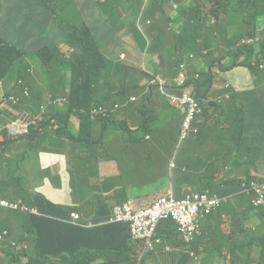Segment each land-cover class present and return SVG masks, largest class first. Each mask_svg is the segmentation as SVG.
<instances>
[{"label":"crops","instance_id":"obj_1","mask_svg":"<svg viewBox=\"0 0 264 264\" xmlns=\"http://www.w3.org/2000/svg\"><path fill=\"white\" fill-rule=\"evenodd\" d=\"M190 2L191 0H187L185 4L189 5ZM108 5H122V8L126 6L123 21L113 15ZM135 5H139L138 0H0V41L6 40L17 46L16 56L21 59L25 58V71L27 73H29V69H34L35 73L41 75L42 78L37 81L33 80L32 75H30L27 84L32 90H37L39 95H42L44 92L40 89L43 86L42 83H45L48 91L44 94L46 100L57 93L61 86L62 76L66 77L65 82L70 83L73 64L78 57L75 52V50L78 52L79 48L76 41L82 40V37L79 36L81 32L76 33V29L82 27L79 26L81 21L83 26L87 22L89 23L87 29L94 35L100 51L111 63L143 68L150 77L158 73L164 77L161 72L155 70L153 65L150 64H158V59L147 53L148 45L151 42L148 32L154 25L152 23L147 24L148 20L152 21L146 13L147 6H139L135 10ZM58 7L64 9V13L60 18L56 13ZM141 10L143 16L140 15ZM78 13L80 16L79 23L77 22ZM169 15L172 14L169 13ZM97 21H100V23L93 27L92 25ZM173 21L172 27L179 29L174 19ZM131 28L132 31H130ZM140 28L142 31L139 30ZM135 30L142 33L144 38H141ZM259 30L260 34L257 38H249L246 41L249 45H255L256 55L253 61L257 58L264 60L262 51L264 16L261 17L259 22ZM71 38L74 42L72 46L69 45ZM123 54L126 57L121 59ZM44 58L47 62L44 61ZM175 62V59L170 60L165 76L175 74ZM201 66L199 63L195 64L197 68H201ZM261 68L264 69V66L262 65ZM191 71L192 65L189 68V75H191ZM230 72L232 73L231 77L235 78L234 83L230 85L235 88L238 95L248 94L255 89V81L259 78L250 68L238 66ZM145 84L146 81L142 82L140 86H143L146 90ZM51 86H56L58 89L51 92ZM149 90L151 89L149 88ZM68 92L69 88L64 93L68 94ZM3 96L4 92L0 100ZM22 99L27 101L25 97ZM211 100L208 99L207 102L209 103ZM138 103L139 101L135 102V104ZM132 104L134 103H129L121 110L129 109ZM157 112H159V116ZM169 113H172L177 119ZM18 115H20V112ZM114 115L115 120L118 118H121L120 121L126 120L130 129L137 133L144 123L135 105L134 116L119 113ZM155 115L158 119L178 120L179 129L171 134L168 129L164 131L156 130L154 133L150 132L145 136L147 150H142L138 154L131 152L129 155L118 157L123 163H127V168L124 166L127 179H130V167L141 168L142 166L144 169L143 176L146 178L145 181L148 182V185L144 187L138 186L139 184L135 181L122 183L123 185L131 183L128 185L129 192L132 194L129 202L115 204L118 199L114 196L115 191L121 189L119 183L109 181L104 184L109 179H117L121 176L122 172L118 162L115 160L111 162L112 160H107L104 156L97 157L94 154L99 149L96 145L71 139L79 138L81 134V120L77 116L70 122V125L66 126V131L61 136L56 135L55 127L58 125L57 123L46 124L41 126L38 136L30 134L25 138L21 137L20 140L12 139L7 142L5 147L0 144V186L3 188L0 191V200L22 202L31 208L37 209V206L41 204V197H44L56 206L77 205L81 207L86 205L84 200L93 198L88 197L87 190L84 189L86 187L96 188L98 183H101L103 186L100 187L99 192L91 196H101L99 209L106 205L113 209V215L106 223L115 224L120 223L113 222L117 206L130 204L134 208V202L157 199L159 196L168 195L171 192L174 196L175 194L177 196L182 195L189 187L193 191L198 188L202 190L206 185V180L212 181L215 186L214 193L220 197L230 198L215 211L211 218L201 217L202 233L193 243L186 245L179 238L177 227L168 229L166 228V222L163 221L158 228L161 243L156 245L151 254L143 257H141L140 252L142 245L136 246L137 254L140 259L145 258V264H250V259L245 262L247 257L240 255L241 251L246 254L247 250L237 248L247 244L251 245L254 239L259 240L263 237L264 207H257L254 203L255 200H252L247 194H242L243 186H241L239 192L231 190L230 183L233 179H239V183L240 180L245 179L241 181L244 184L264 180V142L262 144L263 149L254 156L261 159V166L258 171H255L256 167L248 166L252 155L256 153V148L260 145L259 142H252L250 137L252 134H257L258 137L264 138V130L252 132L250 129H246V133L235 136L237 153L242 157L246 155L247 159L236 157L237 153L231 149L230 144H221L215 141L217 138L223 137V132L211 131L212 134L207 135V138L203 136L207 145L204 148L211 149V153H208L207 157L201 155V160H198L197 136H192L186 141L180 140L182 143L186 142V145L184 152L176 160L173 158V147L178 131H181L183 117L173 109L159 107H157ZM13 116L15 119V115L11 114L12 119ZM217 118L222 120L231 118V122L238 120L237 116L232 114L224 113L220 115L216 113L209 125ZM249 118L252 120L251 114ZM260 118L262 117H258V119ZM35 119L40 122L38 118ZM91 121L92 125L89 129H85L84 135L86 136L89 133L93 143L100 136L103 121ZM2 123L0 122V124ZM229 124L227 123L223 131L230 132L234 130ZM7 126L0 127V140L2 141L4 137H7ZM161 128H163L162 125ZM209 144L211 146H208ZM222 147L224 149L221 152ZM82 149L85 150L87 155H91L86 158V167H82V161L78 155V152ZM72 152L76 161L75 170L72 162ZM113 154L117 156L116 153ZM222 159L227 160L222 163ZM173 164L177 165L176 168L181 167L184 171L190 170L186 166V164H189L198 179L194 181H191V179H178L179 183L177 185L183 187L182 194H179L173 184V169H176L173 168ZM209 165L212 167V173L206 175V169ZM251 167L253 174L258 176L256 180L252 175ZM221 168H224L225 171L219 174ZM88 169L91 170L92 176L89 175L86 183L70 185L72 176L75 178L78 172H84ZM250 176L254 180L249 179L250 181H247L246 178ZM229 178L233 179L229 180ZM135 185L136 188L134 189ZM80 187L82 190H80ZM136 197L138 198L134 200ZM138 208L142 209L141 206H138ZM16 213L22 212L0 207V228L2 231L7 230L10 233L9 241L0 246V264H27L28 262L23 263L21 259L29 261L26 251L33 252L34 250L30 235L34 231L35 223L28 215L21 216ZM94 213L92 212V214ZM54 233H57V229L52 228L49 230L48 235L51 236ZM24 237L26 241H21ZM75 241L77 240H72V245L75 244ZM12 242L27 246L22 248L24 251L22 255L16 254L18 250L12 246ZM46 242L48 243L46 249H54L59 244L49 238ZM79 243L77 242V244Z\"/></svg>","mask_w":264,"mask_h":264},{"label":"trees","instance_id":"obj_2","mask_svg":"<svg viewBox=\"0 0 264 264\" xmlns=\"http://www.w3.org/2000/svg\"><path fill=\"white\" fill-rule=\"evenodd\" d=\"M146 1V13L151 17V23L154 24L148 32L151 42L147 53L151 57L157 58L159 62L158 64H153L154 69L158 72L163 71L164 73L162 74L165 75V71L170 65V60L175 59L174 71H177L175 74L179 76L181 72L179 68L180 64L188 63L191 54L203 60L206 67L209 68V70L203 69L200 79L197 80L189 75L187 69H185L184 84L179 85L176 81L171 80L168 85L169 90L172 92L177 91L178 93H184L185 90H189V88L195 86V95L187 92L184 94L194 98L201 108V112L197 113L192 121V128L198 130L196 135L198 160H201V155L207 157V154L211 153V149L207 150L204 148L207 145L204 142L203 136L207 138V135L212 134L211 131H218L216 129V122L221 119L217 118L209 125L212 116L216 113L220 115L227 113L237 116V121L231 122V118L225 119L226 122L228 124L230 123L229 125L234 128L233 132L244 134L246 133V129H250L252 132L264 130V69L261 68L262 65L264 66V60L257 58L253 61L256 55L255 45H249L245 42L249 38H257L260 34L259 22L260 18L264 16V0H191L189 4L191 7L183 11L184 19L180 20L179 29L171 27L173 20L166 7L173 5V3L185 4L187 0ZM56 13L60 18L64 13V9L58 7L56 8ZM99 23L100 21H97L92 26L95 27ZM79 32L80 29H76V33L78 34ZM135 32L138 33L141 38H144L142 33L138 30H135ZM86 33V35L80 33L79 36L82 37V40L76 41L79 47L78 52L74 50L78 57L73 64L70 83L68 84L65 82L66 77L62 76L61 86L57 93L47 100L44 94L39 95L38 91L32 90L29 85L27 86L29 94H25V85L27 84L24 68L26 63L25 58L21 59L19 56H16V45L6 40H1L0 80L4 81L11 77L12 73L10 71L12 67H14L17 74L15 84L10 91L4 92V96L1 100H9L11 97L19 99L14 106L20 112V115L15 116V119L13 116L14 120L20 117L28 120L29 123L32 121V118H38L40 120V122L36 120L38 125H32L31 134L35 136H38L41 126L54 123L58 124L55 127L56 135L61 136L66 130V126L70 125V122L76 116L79 117L81 120V134L79 138L71 139L83 141L86 144L96 145L99 148L97 152L94 153L97 157L104 156L107 160H115L118 162L120 171L122 172L121 176L117 179H109L105 181L104 184L109 181L119 183L121 189L115 191L114 196L118 198L115 204H122L129 202L132 194L129 192L128 187L131 183L123 185L121 182V179L126 176L124 166L127 168V163H123L118 157L120 155H129L131 152H136L138 154L142 150H147L145 136L150 132L154 133L156 130H165L161 128L165 119H158L155 115L157 107L173 109L179 112L183 117L181 127H183L189 112L188 110L182 112V110L178 108L177 104L174 102V96L164 91L166 87L161 88L158 82L154 84L151 83L159 74H153L150 77V75L142 69L111 63L100 51L98 47L99 44L94 35L90 33L88 29ZM85 38L86 40H84ZM7 47H11L15 52H9ZM262 51L264 54V42ZM241 54H245L247 57L244 62L238 61ZM44 61L47 62L45 58ZM245 62H247V65L244 66L243 64ZM216 64H219L220 68H226L228 70H233L238 66L250 68L259 78L255 81V89L248 94L238 95L234 87L230 84H225L223 88L215 90L212 100L206 106L203 99L208 96L212 87V68ZM22 80L24 81V85H18ZM144 81H146V93L138 94L137 91L140 90V84ZM198 84L206 86L203 95L199 92L200 86ZM68 86L69 94L67 103L66 101L64 102L63 99L66 97L64 92L67 90ZM149 88L151 90H149ZM218 90H221L219 94L216 93ZM143 91H145V89ZM133 95L136 96L135 101L131 99ZM18 96L22 97L20 98ZM23 97H25L27 101L23 100ZM139 100H141V103ZM138 101L139 103L135 104V102ZM129 103L134 104L127 110H121ZM134 105L144 121L138 133L130 129L126 120L117 121L113 118L116 113L134 115ZM99 107L103 108V112L99 113L97 120L103 121V127L99 138L92 143L90 134L88 133L85 136L84 131L87 128L89 129L92 125L90 116L91 110ZM157 114L159 116V112H157ZM169 114L174 117L172 113ZM250 114L252 115V120L249 118ZM258 117L262 118L258 119ZM173 122L177 123V126L168 129L170 134L179 129L178 120H174ZM7 130V137H4L1 142L2 146L12 139L20 140V138L16 139V137L10 133L9 128ZM143 132L146 133L144 136L142 134ZM250 140L260 143L259 147L256 148V153L253 154L255 156L263 149L262 144L264 138L258 137L257 134H252ZM208 146H211V144ZM223 149L224 147L221 148V152ZM119 151L120 154L117 155ZM113 153H116L117 156ZM71 154L75 170L76 161L73 157V152ZM78 155L81 158L82 167H86L87 154L85 150H80ZM140 157L139 155V158ZM225 160L227 159H222V163H224ZM186 166L190 168L189 164H186ZM206 170V175L209 173L211 174V165H209ZM224 171L225 169L221 168L219 174H222ZM143 172L144 169L142 166L141 168L137 167L136 169L129 170L130 179L137 182L139 184L138 186L141 187L148 185V182L145 181V176H143ZM180 172V176H178L179 180L191 179L189 170L184 171L181 168ZM82 174L83 172H78L75 175L77 184L85 182ZM132 175H136V177L133 178ZM254 176L258 178L257 175ZM249 179L254 180L252 176L246 178L247 181H250ZM243 180L245 179L240 180V186H246L244 189L245 191H249L256 195V191H253L249 184L241 183ZM205 183L206 185L202 190H209L214 193L215 186L213 182L206 180ZM135 188L136 185L134 189ZM182 188L183 187L180 185L176 186L179 194H182ZM2 189V186H0V191H2ZM202 190L198 188L196 191H193L189 187L187 191L182 195H178L177 198L181 199L191 191L201 192ZM163 196L161 195L157 199L134 202V209H138L135 205H141L144 202H151L149 205H153ZM137 198L138 197L134 200ZM41 199V204L37 206L39 214L16 213L21 216L25 214L28 215L35 223L34 231L32 235H30L34 250L33 252L30 250L26 251V254L29 256L27 264H46L40 261L42 257L56 259L57 264H108V261L112 264H145V258L140 259L137 254L136 246H138V244L132 239L129 225L124 223H106L112 217L113 209L108 205L99 209L98 204L101 200V196H98L95 201L98 207L94 210V214L88 211L81 212V210L86 209V205H82L81 207L77 205L56 206L44 197H41ZM253 208L255 207L253 206ZM77 211L80 213V220L75 222L72 218V213ZM212 215H209L208 218H211ZM165 222L167 224L166 228L168 229L177 227L173 220H165ZM52 228L57 229V233L49 236L48 232ZM9 238L10 236L2 241L0 246L8 242ZM48 238L59 244L56 245L54 249H46L48 248V243L46 242ZM74 239L77 241L72 245L71 242ZM21 241H26V238L24 237ZM77 242L80 243L77 244ZM79 245H83V249L79 251L81 253H77L76 255H65L63 254L65 252H62L63 250L74 249ZM84 246L87 250L95 248L93 251L96 252L99 257H105L106 261L98 263L85 258L86 253L84 252ZM237 249L247 250L246 254H244V251H241L242 256L245 255L247 257L245 262H248L250 259V264H264V235L259 240L254 239L251 245L247 244ZM23 252L24 251L21 249L16 254L22 255ZM53 252L55 255H53Z\"/></svg>","mask_w":264,"mask_h":264},{"label":"built area","instance_id":"obj_3","mask_svg":"<svg viewBox=\"0 0 264 264\" xmlns=\"http://www.w3.org/2000/svg\"><path fill=\"white\" fill-rule=\"evenodd\" d=\"M142 16V13H141ZM147 24H151V20L147 21ZM142 31V29H139ZM126 55H121V59H124ZM185 64L181 65V72L177 78H168L158 75L156 79L151 81L152 84L158 82L161 88L166 87L171 80L176 81L179 85L185 82ZM182 81V83H180ZM19 85H24L23 81L19 82ZM169 89V88H168ZM25 94H29V89H25ZM182 98H174V102L177 104L180 110H188V117L182 127L180 133V140L186 141L192 136H196L197 129L192 128V121L197 113L201 112V108L198 102L194 98L187 96L184 93H180ZM133 101L136 97H131ZM10 101L15 104L19 101L18 98L11 97ZM65 102L66 100L63 99ZM103 112V108H94L90 112L91 120H97L99 113ZM37 119L32 118L29 123L24 118H17L15 123L9 126L10 133L16 138L27 137L32 132V125H38ZM177 166L173 164V168ZM253 191H256V195L260 196L254 201L257 207H264V182L253 181L249 184ZM243 185L242 194H247ZM230 197H220L216 193H212L209 190L201 192H189L183 198L178 199L174 194H168L161 197L153 205L143 207L140 210H134L132 205L123 204L115 208V219L113 222H120L129 225L132 233V237L138 246H141V257L151 254L156 245L161 243V239L158 236V228L161 222L165 220H173L177 225V232L180 239L186 245L193 243L197 237L202 233V227L200 225L201 217H208L217 211L223 203L227 202ZM0 207L9 209L11 211H19L22 213L39 214L37 209L31 208L22 202L0 200ZM74 221H79L80 216L73 214ZM10 236L7 230L2 231L0 228V243L6 240ZM12 246L16 250L26 248V245H22L16 242H12Z\"/></svg>","mask_w":264,"mask_h":264},{"label":"rangeland","instance_id":"obj_4","mask_svg":"<svg viewBox=\"0 0 264 264\" xmlns=\"http://www.w3.org/2000/svg\"><path fill=\"white\" fill-rule=\"evenodd\" d=\"M138 2H139V5H135V10H137V8L139 6H145V3H147L146 0H138ZM170 4H172V3H170ZM76 6L78 7V5H76ZM108 6L110 7L113 15L115 17H117L119 20L123 21V19H124V9L126 8V6H124L123 8L121 7L122 5H108ZM190 7H191V5H188V4H177V5H174L173 4V5L167 6L166 8H167V11H169V13H171L173 15L174 20L177 23V25L180 26V20L181 19H184L183 11L186 10V9H188V8H190ZM93 18H94V16L92 17V20H93ZM260 21H261V18H260ZM77 22L78 23L80 22L79 13H78ZM79 26H82L80 28V32L82 34L86 35L87 34L86 31H87V27L89 26V23L87 22L83 26L82 21H81L79 23ZM66 27H65V29H66ZM70 31H72V30H70ZM130 31H132V28L130 29ZM261 37H262V35H261ZM86 38L84 40H86ZM72 43L74 44V42L72 41V38H71V40L69 41V45L72 46ZM7 50L9 52H15V51H13L11 49V47H7ZM246 59H247L246 55L245 54H241V56H240V58H239L238 61L239 62H244ZM150 64H151V66L153 65L152 63H150ZM243 65L244 66L247 65V62H245ZM24 68H25V65H24ZM8 69H10V68H8ZM139 69L144 70L143 68H139ZM230 71L231 70H228L226 68H220L219 67V64H216L212 68V75H213L212 87L210 89V92H209L208 96L205 99H203L206 106H207V103H208L207 100L208 99H210V100L212 99L213 93H214L215 89H217L219 87H220V89L223 88L224 84H233L234 83L235 78L234 77H231L232 76V73ZM10 72L12 73V75H11L10 78H8V79H6L4 81H1L0 80V97H1V95H2L3 92L10 91L11 88L13 87V85L15 84L16 80H17V74H16V71L14 70V67H12V69H11ZM28 72L29 73L26 72L27 83H29V77H30V75H32L33 80H35V81L39 80V78L40 79L42 78L40 74L35 73L34 69H29ZM161 73H164V72L162 71ZM192 74L196 78V75L198 73L192 72ZM23 83H24V81H23ZM180 83H182V81H180ZM42 85L43 86H42V88L40 90L43 91L44 94H46L48 91L46 90L45 83H42ZM27 86H28V84L25 85L26 88H27ZM199 86H200L199 92H200V94L202 93V95H203L206 86H204V85H199ZM68 88H69V86L67 87V89ZM56 89H58V88H56V86H51L50 91L52 92V91H54ZM194 89H195V86H192L191 88H189V90H185L184 93L187 92V93H192L193 95H195ZM143 90H144V87L143 86H140V90H138L137 93L138 94L146 93V90L145 91H143ZM164 91L167 92V93L172 94L176 98H182V95L180 93H178L177 91L176 92H172L171 90H169L167 88H164ZM220 91L221 90H218V91H216V93L219 94ZM68 94H66V97H64V99L66 100L67 103H68ZM139 101L141 103V100H139ZM6 114H8V115L6 116ZM11 114H14L16 116V115L19 114V111L15 108L14 104L11 103L10 99L9 100H0V122L5 123V124H3V123L0 124V127H2V126L5 127L7 125H8L7 127H9L13 123H15V120L12 119ZM212 118H213V116H212ZM212 118H211L210 121H212ZM117 120L120 121L121 118H118ZM226 124H227L226 120H222V119L216 122V129L218 131H220V132H223L224 135H223L222 138H217L215 141L220 142L221 144H224V143L230 144L231 149H233L234 152L237 153L235 136H239L241 133L240 132H233V131H230V132L223 131V129L226 126ZM176 126H177V123L171 121L168 118L166 120H164L163 123H162V127L164 129H170V128H173V127H176ZM142 134L144 136L146 133L143 132ZM1 142H2V140H0V144H1ZM5 145L3 147H5ZM185 145H186V142L185 143H182L180 141V131H178L177 137L175 139V145L173 147V158L174 159H176V160L179 159V156L184 152ZM118 154H120V151L117 153V155ZM90 156L91 155H87V157H90ZM236 157H241L242 159H247V156L246 155H245V157H242L238 153L236 154ZM111 162H113V160ZM262 163H263V161H262ZM248 166L256 167L257 169L255 171L257 172L258 171V168L261 166V159L260 158H255L254 155H252L250 164H248ZM130 168L131 169H136L135 167H130ZM180 171H181V168L173 169V184H174L175 187L179 183L178 182V176H180V173H181ZM251 171H252L253 177L255 178V176L253 174L252 167H251ZM189 174H190V177H191V181L198 180L196 178V175H195L194 171L191 169V167H190V170H189ZM89 175L92 176L91 170H86L85 172H83V179L85 180V183L88 180ZM132 177L134 178V177H136V175H132ZM231 179H233V178H229V180H231ZM255 180H256V178H255ZM127 181H132V180L131 179H127L126 177H124V178L121 179V182L122 183L123 182H127ZM75 183H76V180H75L74 176H72L71 181H70V185H74ZM199 184H200V182H199ZM102 186H103V184L98 183V185H97L96 188L86 187L84 189V190H87L86 191L87 196L88 197H93V198L90 199V200H84L86 202V209L85 210H81V212H84V211H88L90 213L94 212V210L98 207V206H96V203H95V201L98 198V196H91V195H94L95 193L99 192V189ZM230 188H231V190H235L236 192H239V190L241 188L240 183H239V179H233L232 182L230 183ZM250 188H252V187H250ZM80 190H82L81 187H80ZM175 196L177 197L176 194H175ZM247 196L248 197H251L252 200H257L260 197L258 195L253 194V193H250L249 191H247ZM150 203L151 202H144L141 205H135V207L136 208H138V206H141V208L147 207V206H149ZM137 210H140V209L138 208ZM73 214H78L79 215V213H77V212H73L72 215ZM82 247H83V245H79L78 247H75L74 249L63 250L62 252H65V253H63L65 255H76L77 253H81L79 251H81L83 249ZM93 249H95V248H92V249L87 250V248L84 246V252L86 253L85 258H87V259H89L91 261L98 262V263L99 262H105L106 261L105 260V257H99L98 254L93 251ZM90 250H92V251H90ZM53 255H55L54 252H53ZM240 255H242V252L240 253ZM21 261L23 263H27L28 262L27 260H22V259H21ZM40 261L42 263H46V264H57V260L56 259H47L46 257H42L40 259ZM107 263L108 264H112L110 261H108Z\"/></svg>","mask_w":264,"mask_h":264},{"label":"clouds","instance_id":"obj_5","mask_svg":"<svg viewBox=\"0 0 264 264\" xmlns=\"http://www.w3.org/2000/svg\"><path fill=\"white\" fill-rule=\"evenodd\" d=\"M174 5H177V3H173ZM142 13V16H143V11L141 12ZM141 15V14H140ZM170 17H171V19L173 20L174 19V17H173V15H170ZM173 23H174V21H173ZM172 23V24H173ZM172 24H171V27H172ZM246 42V41H245ZM150 45V44H149ZM148 45V46H149ZM196 63H199V64H201L202 66H201V68H197V67H195V64ZM182 64H185V69H187V71H188V73H189V68H190V66L192 65V71L190 72L191 73V76H193V74H192V72H195V73H198L197 75H196V80L197 79H200V76H201V71L203 70V69H206V70H209V68H207L206 67V64L204 63V61L203 60H201V59H198L195 55H193V54H191L190 56H189V62L187 63H182ZM182 64H180V66H179V68L181 69V65ZM178 68V69H179ZM185 71V70H184ZM177 72V71H176ZM186 73V72H185ZM159 74V73H158ZM159 75H161V74H159ZM164 77H168V78H177L178 76H177V74H175V75H173V76H165L164 75ZM177 166H175L174 168H176ZM256 181H261V182H264V180H256ZM170 194H173V192H171ZM3 208V207H2ZM9 210V209H8Z\"/></svg>","mask_w":264,"mask_h":264}]
</instances>
